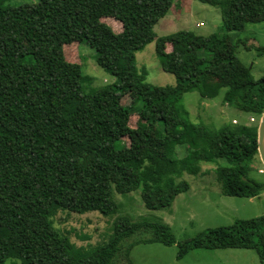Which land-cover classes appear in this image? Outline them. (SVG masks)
<instances>
[{
	"label": "trees",
	"instance_id": "1",
	"mask_svg": "<svg viewBox=\"0 0 264 264\" xmlns=\"http://www.w3.org/2000/svg\"><path fill=\"white\" fill-rule=\"evenodd\" d=\"M3 1L0 264H132L129 254L137 244L175 243L164 223L117 216L110 232L79 245L54 219L59 212L115 214L113 193L136 189L146 208L168 207L189 189L179 179L183 173L204 174L202 162L227 163L214 169L224 194L255 197L264 191V182L251 174H264L257 123L209 128L178 105L185 92L203 94L208 78L224 89L223 103L260 118L264 75L255 79L237 57L231 31L264 22V0H198L220 11L221 27L208 35L188 29L156 34L159 18L180 0H38V11ZM103 18L121 29L114 31ZM152 41L160 68L174 75V84H150L137 67L135 52ZM83 43L115 77L112 84L83 90L91 78L64 55L66 46ZM177 146L185 156L177 157ZM176 247L177 258L194 248H250L264 264V210L206 228Z\"/></svg>",
	"mask_w": 264,
	"mask_h": 264
},
{
	"label": "rangeland",
	"instance_id": "2",
	"mask_svg": "<svg viewBox=\"0 0 264 264\" xmlns=\"http://www.w3.org/2000/svg\"><path fill=\"white\" fill-rule=\"evenodd\" d=\"M38 0H4L3 6L15 7L28 4L30 11H38L34 6ZM114 31L121 29L119 22L103 18ZM220 11L217 7L198 0H180L173 4L167 13L159 18L154 31L165 35L179 29H188L196 34L208 35L221 27ZM237 57L251 69L255 79L264 75V22L248 24L243 30L231 31ZM249 45V48L246 46ZM92 54L90 53V51ZM64 55L71 61L82 64V71L91 79L83 83L86 92L91 88L112 84L115 77L99 67L94 60V51L86 44L66 46ZM136 64L146 71V82L154 85L174 84L175 77L164 72L159 65L154 41L135 52ZM208 79V78H207ZM205 83L203 94L193 90L185 92L178 105L188 112L193 122H204L209 128H218L225 123H257L259 118L243 112L232 105L223 103V91L218 83ZM129 102L130 98L124 100ZM134 117V116H133ZM132 117L131 124H135ZM136 119V118H135ZM183 146L176 147L177 157L185 156ZM223 159L217 162H202L204 174L183 173L179 179L189 183V189L177 194L170 206L150 210L143 204L140 189L128 193H113L117 205L115 214L103 215L97 211L83 214L59 212L54 224L56 227L71 231L72 240L79 245L94 243L117 216H127L137 221L161 222L168 225L175 243L165 245L160 242H147L135 245L130 251L132 264H260L254 249L250 248H194L177 258V242L196 236L200 231L216 226L230 225L236 219H247L260 215L264 210V191L260 196L245 197L224 194L221 183L216 179L215 168L226 165ZM255 167L261 164L255 163ZM253 177L264 182V174L259 169L251 172ZM107 228V229H106ZM85 234L89 238L84 237ZM102 234V235H103ZM4 264H22L19 259H7Z\"/></svg>",
	"mask_w": 264,
	"mask_h": 264
},
{
	"label": "water",
	"instance_id": "3",
	"mask_svg": "<svg viewBox=\"0 0 264 264\" xmlns=\"http://www.w3.org/2000/svg\"><path fill=\"white\" fill-rule=\"evenodd\" d=\"M257 152L259 160L262 164L264 170V111L260 115L258 124H257Z\"/></svg>",
	"mask_w": 264,
	"mask_h": 264
}]
</instances>
